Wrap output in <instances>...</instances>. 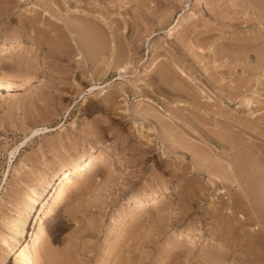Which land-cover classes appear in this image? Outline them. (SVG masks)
Instances as JSON below:
<instances>
[{
  "label": "rangeland",
  "instance_id": "obj_1",
  "mask_svg": "<svg viewBox=\"0 0 264 264\" xmlns=\"http://www.w3.org/2000/svg\"><path fill=\"white\" fill-rule=\"evenodd\" d=\"M0 30V264L85 145L120 161L84 154L23 264H264V0H0Z\"/></svg>",
  "mask_w": 264,
  "mask_h": 264
},
{
  "label": "bare ground",
  "instance_id": "obj_2",
  "mask_svg": "<svg viewBox=\"0 0 264 264\" xmlns=\"http://www.w3.org/2000/svg\"><path fill=\"white\" fill-rule=\"evenodd\" d=\"M183 14H180L177 21L175 22L174 30H178L180 27H182V25L186 23L187 20H185L186 18ZM2 31L0 30V37L5 35L4 31ZM170 34L172 35V33ZM172 37L173 36H171V38ZM12 51V56L21 57L26 61L29 60L27 59V56H29L28 50H21L20 48H16ZM26 61L23 63L26 64ZM180 72L185 75L184 71L180 70ZM89 151H92V153L95 154L94 160L98 162L106 160V158L112 154L115 155L116 160L120 161V158L116 156L115 153H112V150L104 145L98 148H95L92 145H85L74 148L73 150H68V152H66V154L58 160L56 165L51 167L48 171H46L44 175L36 180V189H34V192L28 197L25 210L23 211L17 222L13 225L9 233L8 240L4 248L6 257L5 260L8 259V264H23V258L20 252V240H22L23 237L25 238V236L27 235V233L25 234V231H29L30 229L32 230L30 234V238L32 239L33 233L39 228L42 216L45 214L46 210L49 209L51 203L55 200L59 190L64 187V185H66L70 180H72L73 177L78 176L77 173H79V169L84 170V167L80 166L79 162L82 160L84 154ZM95 165L96 164H93V167L95 168L103 166ZM168 190L170 189L167 186H164L161 189L162 192H166ZM51 191L52 193H50ZM158 191L159 190L154 191L153 193H158ZM151 204L153 208H157V206L160 204V200H156L155 197V199H152ZM127 207L129 208V206ZM189 229L192 231L199 230V228L195 226Z\"/></svg>",
  "mask_w": 264,
  "mask_h": 264
}]
</instances>
